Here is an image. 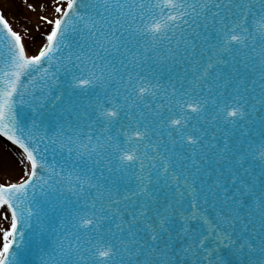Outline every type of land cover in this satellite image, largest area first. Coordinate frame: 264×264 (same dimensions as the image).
Instances as JSON below:
<instances>
[{"label":"snow or ice","instance_id":"obj_1","mask_svg":"<svg viewBox=\"0 0 264 264\" xmlns=\"http://www.w3.org/2000/svg\"><path fill=\"white\" fill-rule=\"evenodd\" d=\"M50 3L32 55L0 10V264H264V0Z\"/></svg>","mask_w":264,"mask_h":264},{"label":"rangeland","instance_id":"obj_2","mask_svg":"<svg viewBox=\"0 0 264 264\" xmlns=\"http://www.w3.org/2000/svg\"><path fill=\"white\" fill-rule=\"evenodd\" d=\"M28 3L36 4V11L28 8ZM60 3L66 6V0H60ZM41 4L45 6L43 10L39 7ZM0 10L3 11L13 28L23 36L28 54L32 55L37 52L43 42L44 34L51 28V25L38 19L40 15H54L50 0H27V2L26 0H0ZM37 25H39L38 30ZM9 158L13 159L16 165L14 166L11 161L12 167L7 168L0 165V182H16L24 175V165L20 163L23 159L21 151L12 149L0 139V161L9 162ZM16 166L19 168L17 172ZM8 220L0 216V229L7 227ZM2 242V232H0V246Z\"/></svg>","mask_w":264,"mask_h":264},{"label":"water","instance_id":"obj_3","mask_svg":"<svg viewBox=\"0 0 264 264\" xmlns=\"http://www.w3.org/2000/svg\"><path fill=\"white\" fill-rule=\"evenodd\" d=\"M156 67H157L158 73L161 74V79L163 81H167L169 76H172V78L175 80L176 74L180 72L179 66L172 67L171 72H169L166 68H163L161 66H156ZM224 71L227 72L228 69L225 68ZM73 98L75 99V97ZM209 110L212 111L213 109L210 108ZM63 118H65V114L61 113L58 108H48L45 110L44 120H45V123L50 126H54L59 120ZM0 138L12 146L15 145L13 142L9 141L6 137H3L2 134H0ZM60 215L61 213L59 211L53 212L49 210V216L53 218V227H55L56 224L59 223ZM26 231L29 232V242H28L26 256H25L27 264H42V256H41L39 249L43 243H47L50 237L48 236L47 233H45L42 236L39 230L36 229L35 227H33V229L31 230L26 229Z\"/></svg>","mask_w":264,"mask_h":264},{"label":"bare ground","instance_id":"obj_4","mask_svg":"<svg viewBox=\"0 0 264 264\" xmlns=\"http://www.w3.org/2000/svg\"><path fill=\"white\" fill-rule=\"evenodd\" d=\"M10 161L12 162V164H13L14 166L16 165V163L13 161V159L9 158V162L7 163V166H6L7 168L12 167V166L10 165V164H11ZM15 169H16V172H17V169H19L18 166H16ZM9 224H10V219L8 220L7 227L9 226ZM2 243H3V242H2ZM2 243H1V245H2Z\"/></svg>","mask_w":264,"mask_h":264}]
</instances>
